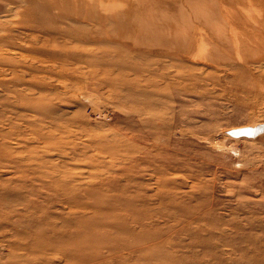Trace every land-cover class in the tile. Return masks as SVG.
<instances>
[{"label":"rangeland","instance_id":"rangeland-1","mask_svg":"<svg viewBox=\"0 0 264 264\" xmlns=\"http://www.w3.org/2000/svg\"><path fill=\"white\" fill-rule=\"evenodd\" d=\"M57 1L0 0V264H264V0Z\"/></svg>","mask_w":264,"mask_h":264},{"label":"bare ground","instance_id":"bare-ground-1","mask_svg":"<svg viewBox=\"0 0 264 264\" xmlns=\"http://www.w3.org/2000/svg\"><path fill=\"white\" fill-rule=\"evenodd\" d=\"M57 1V0H56ZM236 1V0H235ZM59 1H57V3H58ZM61 2V1H60ZM59 2V4L61 5V3ZM225 2H227V4H229L228 3V1H225ZM238 2V1H237ZM251 2V1H250ZM253 2V1H252ZM44 3V2H43ZM63 4V3H62ZM80 4V3H79ZM225 4V3H224ZM262 4V3H261ZM236 5V4H235ZM58 6V5H57ZM78 6V5H77ZM79 6H81V4L79 5ZM227 6H229V5H227ZM237 6V5H236ZM245 6V5H244ZM45 7V10H47L48 9V3H46V6H44ZM68 7V6H67ZM230 8H231V5L229 6ZM249 7H250V5H249ZM37 8V7H36ZM62 8H63V6H62ZM77 8V7H76ZM75 8V9H76ZM80 8V7H79ZM78 8V9H79ZM82 8V7H81ZM238 8V7H237ZM55 9V8H54ZM230 10V9H229ZM241 10V9H240ZM52 11H53V9H52ZM72 11V10H71ZM77 12H78V14H80L79 13V11L78 10H76ZM83 11H84V9H83ZM233 11V10H232ZM87 12H89L88 10H87ZM205 12V11H204ZM203 12V13H204ZM76 14V13H75ZM81 14H82V12H81ZM83 14H84V12H83ZM90 14V13H89ZM207 14V13H206ZM245 14H246V12H245ZM202 15V14H201ZM210 15V14H209ZM235 15V14H234ZM230 16H231V14H229V12L227 13V16L225 15V17L226 18H230ZM207 18V17H206ZM212 18V17H211ZM232 18V17H231ZM60 20V19H59ZM233 20H234V18H233ZM57 21V20H56ZM121 21V20H120ZM153 22V21H152ZM253 22V21H252ZM237 24H235V26H236ZM120 26H122V25H120ZM211 26V25H210ZM118 28V27H117ZM236 33V32H235ZM237 33H238V31H237ZM4 43V42H3ZM3 51V50H2ZM200 70V69H199Z\"/></svg>","mask_w":264,"mask_h":264}]
</instances>
